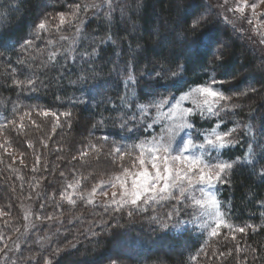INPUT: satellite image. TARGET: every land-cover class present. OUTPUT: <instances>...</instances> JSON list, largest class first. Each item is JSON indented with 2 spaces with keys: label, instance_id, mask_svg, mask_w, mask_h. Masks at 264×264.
<instances>
[{
  "label": "trees",
  "instance_id": "16d2710c",
  "mask_svg": "<svg viewBox=\"0 0 264 264\" xmlns=\"http://www.w3.org/2000/svg\"><path fill=\"white\" fill-rule=\"evenodd\" d=\"M43 1L0 0V53H3L0 55V123L15 120V125L8 123L7 127L13 126L10 128L13 135L21 134L28 146L27 141L30 140L25 139L27 131L37 140L34 134L43 132L45 126L48 130L50 116H39L43 109L71 111L75 113L72 119H76V122L66 129V124L62 123L53 132L51 140L55 145L49 144L43 168L35 169L34 163L26 162L24 173H18L20 166H13L15 172L11 167L0 164V177L9 175L6 185L13 190L12 198H6L10 205L5 207V213L0 212V234L3 236L0 248L7 245L5 252L0 253V264H12V261H16V264H42V259L45 261L48 256L52 258L50 264H111L120 261L127 264H238L237 245L243 246L240 252L243 259L239 262H245L246 258L245 264H264L262 53L251 48L215 13L209 12L205 0H112L116 10L112 12L111 21L106 19L105 11L96 12L87 21L74 59L58 56L54 64L41 67L49 51L62 50L69 43V40L59 41L60 34L42 33L41 39L34 43L35 49H43V52L21 50V43L32 38L30 34L41 17L52 12L57 1L60 2L46 0L43 7ZM85 2L63 0L60 11H66L68 5H83ZM121 8L125 9L124 16L120 14ZM201 14L204 19L193 31L191 21ZM201 35L214 39L211 46L190 47ZM48 39L57 41L58 49L47 46L44 41ZM86 52L90 55H83ZM129 70L136 77L134 87L127 82ZM171 72L178 75L172 77ZM32 75H35L38 83L35 91L13 83ZM212 79L217 81L214 85L216 88L232 96L230 105H239L221 114L224 121L221 130L234 127L236 123L241 125L234 133L239 143L223 150L221 158L227 161L240 158L242 161L249 144L256 153L252 164H234L227 173L226 182L217 186V195L225 217L232 225L238 228L257 226L255 231L250 229L240 233L227 229L226 234L207 237L199 226L183 215L182 219L188 223L177 228L170 226L161 229L149 220L155 214L152 209L135 212L130 218L125 212L114 213L111 208L90 207L86 199L77 196H73L75 204L61 197L62 191H66L72 181L68 175L58 178L53 173L58 165H53L55 155L61 151L57 144L62 145L64 137V143H68V153L76 159L72 158L73 162L69 161L68 165L63 166L75 174L78 165H92L93 161L91 152L83 159L78 156L79 152L73 153L77 147L79 151L86 147L79 146L82 141L78 140L79 136H85L81 134L92 133L135 142L137 136L143 137L145 133L141 131L125 139V133L119 129L118 116L121 112L129 116L138 114L136 104L148 103L161 96L177 97L189 88ZM93 85L101 87L94 90ZM122 97H126V101H122ZM124 102L132 107L124 109ZM33 107L37 108L33 110ZM30 109L31 119L25 117L24 129L19 125L17 128L19 116ZM101 119L104 120L103 127L98 124ZM29 120L36 123L32 124ZM191 121L196 126L191 130L195 142H203L201 132L219 122L217 118L209 121L199 115L193 116ZM50 125L53 128L54 124ZM244 125L252 126L255 142L246 135ZM18 142L23 143L21 139ZM30 142L36 145L34 141ZM0 160L5 165L9 161L3 156ZM49 173L54 178L52 184L47 180ZM41 176L44 177L42 181ZM15 180L25 184L29 181L26 185L31 193L28 199L27 192ZM54 188L55 193L49 192ZM32 190H35L33 194ZM0 193L8 196L1 189ZM22 201L24 204L20 205ZM12 202L18 205H12ZM28 204L33 209L35 225L32 231L24 235L25 216L22 208ZM164 211L159 207L156 209V213L163 214ZM48 216L53 219H46ZM101 220L107 221V224H101ZM47 228L50 229V236L41 239L39 234L47 232ZM233 233L235 239L229 236ZM16 237L20 239L19 248L15 247L9 252ZM75 239L79 241L74 247H62ZM219 249L225 250L219 253ZM192 256L197 258L192 260Z\"/></svg>",
  "mask_w": 264,
  "mask_h": 264
},
{
  "label": "snow or ice",
  "instance_id": "6c2138e0",
  "mask_svg": "<svg viewBox=\"0 0 264 264\" xmlns=\"http://www.w3.org/2000/svg\"><path fill=\"white\" fill-rule=\"evenodd\" d=\"M227 3V0H225ZM264 3V0H261ZM104 4L109 11L105 13L106 19L111 21L112 12L116 9L112 6V0H104ZM101 5L92 3L69 5L70 11L68 13L59 12L55 17L51 14L46 15L34 26V30L30 34L32 38L25 39L20 48L22 51L34 49L38 53L43 52V49H35V40L41 39L42 33H51L53 31L59 33L63 26L75 28L72 42L67 48L58 49V42L48 39L44 43L50 48H57L58 50L49 51L47 59L42 61L41 67H47L49 63H55L57 57L65 59H74V53L79 41L83 38L82 29L80 27L82 21L80 13H86L89 8H99ZM248 0H239L234 9L230 11H238L241 15L247 8ZM257 5L252 4L253 18L256 17ZM121 16H124L125 9H120ZM204 19V15L193 19L191 21V28L195 31L199 24ZM227 20V17H225ZM53 21H58L53 23ZM249 24L253 20H248ZM69 37L61 35L59 41H68ZM214 39L207 35H201L200 38L193 42L192 46L210 47ZM264 42V41H262ZM3 53H0L2 55ZM93 55L95 50H93ZM83 55H90L84 53ZM34 60L35 57H30ZM163 67V65L161 66ZM15 71V70H13ZM172 77L178 75L177 72L170 73ZM157 76L160 73H156ZM83 79V78H82ZM136 77L129 70L127 82L135 85ZM13 83L21 88H28L30 91H35L38 87L37 78L35 75L26 80H14ZM217 81L210 80L205 84L196 85L183 92L179 97L161 96L154 98L148 103L136 104L138 114L125 115L121 112L118 116L120 121L119 129L125 133V139L135 136L137 133L143 131V137L137 136L136 141L132 144L117 143L112 141L113 149L109 153L110 163L113 167L107 179L101 178L99 182L91 188V191L85 196L84 193L76 192L81 199H86L89 203H94V196L98 189H101L102 195L108 197L102 201L104 207L111 208L114 213L126 212L128 217H132L134 212H148L152 209L155 214L149 217V220L157 224L161 229H168L179 227L181 224H186L189 221L182 219V213L187 215L189 212L193 214V222L196 217H207L214 223L210 236H217L218 230L221 228L233 229V225L228 223L225 219V214L221 211V202L217 195V186L225 183L227 180V173H229L234 164L242 162L244 164H252L256 157V153L249 144L247 153L240 161V158L233 161L223 160L221 152L227 148L235 146L239 141L235 138L236 133L241 125L236 123L234 127L227 130H221L224 123L221 118L222 113L238 108L239 105L229 104L232 96L225 95L222 91L214 87ZM101 85H93V89L97 90ZM135 96V93L132 92ZM238 95V94H234ZM242 95V94H239ZM126 101V97L121 98ZM190 102L191 106L186 107L184 102ZM132 105L124 102L123 108L130 109ZM31 109L25 111L19 116V120L23 122L25 117L31 119ZM39 115L44 117L51 116L55 118L56 124L52 128V132L56 131L59 126L61 117L64 118L68 127H71V111H65L58 114L56 111L45 109L39 112ZM199 115L203 119L212 121V118H217L219 122L215 123L211 128L201 132L203 142L197 143L193 140L190 133L182 136L185 130L193 129L190 120L193 116ZM150 121V122H149ZM9 124L15 125V120L8 121ZM35 124V120H31ZM98 124L103 127L104 120L98 121ZM5 125L0 124V129ZM23 128V123L20 124ZM95 127V126H94ZM245 133L255 142V135L251 125H244ZM102 141H108V136L100 138ZM2 146V145H0ZM31 146V145H30ZM96 154H99L101 149L96 145H89ZM264 151V145L261 146ZM215 153V154H214ZM88 152H81V159L85 158ZM76 159V157H73ZM37 163L39 157L37 156ZM264 171V169H262ZM63 175V173H61ZM87 179V177H85ZM80 180L76 179L75 183H69L68 189H76L79 187ZM110 187L113 189L111 197L108 191L102 189ZM62 198L69 203L75 204L73 195L68 194L67 190L61 193ZM44 205H41L43 207ZM164 209L163 214L156 213L157 208ZM52 220L51 216L46 217ZM103 225L107 221L100 222ZM209 224H201V229H207ZM251 227L255 231V227L248 225L247 227L236 228V232L245 233L247 228ZM19 231V229H17ZM3 239L0 234V240ZM233 239L235 235L233 233ZM75 245H73L74 247ZM19 248V245L16 246ZM239 249V245L236 246ZM7 248V245H5ZM5 248H0V253L5 252ZM58 252L59 249H56ZM231 254V251L228 253ZM7 253H5V256ZM198 255V254H197ZM197 257L192 256L195 260ZM246 262V258H245ZM245 262H238V264H245ZM16 264V261H12ZM115 264V262H113Z\"/></svg>",
  "mask_w": 264,
  "mask_h": 264
},
{
  "label": "rangeland",
  "instance_id": "374dc122",
  "mask_svg": "<svg viewBox=\"0 0 264 264\" xmlns=\"http://www.w3.org/2000/svg\"><path fill=\"white\" fill-rule=\"evenodd\" d=\"M84 1H86L85 3H88V4L96 3V4H99L101 6L99 8H95V9L89 8L86 13L81 11V13L79 15H80V19L82 21V23L80 25L82 32L84 29V25L87 23V21L91 17H93V15L96 12H103V11H105V13L108 12L107 8L106 7L104 8V6H105L104 0H84ZM45 2H46V0H44L42 3L43 7H45ZM238 2H239V0H227V3H225V0H205V3H206L205 6L206 7L208 6L207 8H208L209 12L215 13V15H217L219 18H221V20H223L225 22V24L232 27L233 30L237 34L240 35V37L242 38V40L244 42H246L251 48L253 47V49L258 51L259 53L261 52L263 57H264V42H262V41H264V3H261V0H248L249 6L247 8H245V12L241 15L238 11H230V9H234L236 7ZM62 3H63V0H60V2L57 1V3L55 4L56 8L52 12L45 14V16L48 14H51V16L55 17L57 15V13H59V12L68 13L70 11L69 7L67 8L66 11H60L61 10L60 6ZM78 4H80V3H78ZM252 4L257 5V7L255 9V12L257 15L255 18H253V11L251 8ZM75 5L76 4H72L71 6H75ZM45 16L41 17V19H43ZM225 17H227V20H225ZM249 19L253 20L252 24L248 23ZM57 22L58 21H53V23H57ZM67 29H68L67 26H63L61 32L57 33L55 31H53L51 33H57V34L69 37V43H68V45H69L72 42V38H73L74 32H75V28H71L70 31ZM262 64H264V60L262 61ZM8 69H10V67H8ZM198 85H200V84H198ZM177 97H179V96H177ZM184 105L186 107L191 106L190 102H187V101L184 102ZM36 108L37 107H33L32 109L35 110ZM43 110H45V109H43ZM63 112H65V110H60L57 113L60 114ZM74 115H75V113L72 112L71 127H72V125H75V122H76V119H72ZM39 116L44 117L42 115H39ZM48 118H49V116H48ZM191 120H192V118H191ZM191 120H190V123H192ZM29 122L31 123L30 120H29ZM21 123H24V121L21 122L18 118L17 128H18V125L20 126ZM52 123L55 125L57 122H56L55 118L50 116V122H49L48 130H47V126H45L43 132L40 131L38 134H34V135H37V137H38L37 140L33 139L32 135L29 136L28 131H27L25 134V139L30 140V141H34L36 144V145H34L32 142L27 141V143L29 144L28 146H26V144H25L26 142L25 143L23 142V139H22L23 136L21 134H19L16 137L13 135V133L10 131V128L13 126L7 127L8 122L0 123L2 125H5V127L3 129H0V145H2V146H0V157H2V156L4 158L6 157L9 160L6 165L2 160H0V164L3 163V165L5 167H11V169H14L13 166H16V167L20 166L19 170L17 171L18 173L19 172L24 173L26 162L34 163L33 168H35V169H37V167L43 168L45 166V164H44L45 158H46L45 152L47 151L49 144L55 145V143L53 144V142L51 140V137L53 136V132H52V127L50 124H52ZM62 123L66 124L63 117H61V119H60L59 126H61ZM59 126H57L56 128H58ZM66 127H68L67 124L64 126V129H66ZM193 128L195 129L196 126H193ZM23 129H24V127H23ZM191 130L192 129L185 130V133H182L181 135L185 136L187 133L191 134ZM62 135H64V134H61V136ZM81 135H85V136H79L78 140H82L80 142L79 146L86 145V147H83V149L80 151L77 147V148H75L73 153L75 154V153L79 152L78 156L81 157L82 151L86 150L88 152V155H90V152H91L92 157H93L92 165L87 164V163H81L80 165H78L76 167L75 174L70 173V170L66 169L63 166V165H68L69 161L73 162V159H72L73 156L71 158V154L68 153V143H64L66 141V139L64 137V139L62 140L63 149H62V145L56 143L57 146L60 147L59 149H61V151H59L55 155L54 164L52 163L55 166L58 164L57 170L55 171L53 168H51V169H53V173L58 178H63L64 176L66 177V175H68V177L70 179H72L71 183H75L76 179L80 180V184H79L78 188H76V189H68L67 188L68 194H71V195L77 196V197H79V196L75 194L76 192L84 193L86 196L87 193L91 191V188L93 187V185L97 184L101 178L107 179L108 176L110 175L111 171L114 170L111 163H110V157H109V153L113 149L112 141H116L117 143L122 142V143H127V144H132L134 142L133 140L132 141L131 140H129V141L123 140L122 141L119 139H112L110 137H109L108 141H102L100 138L103 137V135H93L92 133L81 134ZM191 137H194V135L191 134ZM20 139L23 143L18 142ZM193 140H194V138H193ZM197 143H200V142H197ZM90 144L96 145V147L100 148L101 149L100 153L96 154L94 152V150L89 147ZM37 156L39 157V163H37ZM65 162H66V164H64ZM3 165H1V166H3ZM89 166H91V169H89ZM32 170H34V169H32ZM14 171L16 172L15 169H14ZM18 173H15V176H18ZM61 173H63L64 176L61 175ZM30 174H33V172H30ZM8 177H9V175L8 176L2 175L0 177V189L2 191H4L5 193H8V196H3L2 193H0V212H2V213H5V207L10 205L9 201H7L8 199L6 200V198L10 197L9 198V200H10L13 196L12 195L13 190L11 189V187L6 185V183H7L6 181L9 180ZM85 177H87V179H85ZM43 179H44V177L41 176L40 181H42ZM47 180L49 181L50 184L53 183L54 178H52L51 173H49ZM16 182L20 183L21 189H24L25 192H27L26 199H28L31 193L27 189L26 185L29 184V181L26 184L23 181L17 180ZM36 187L37 186H34L33 188H36ZM28 188H30L29 185H28ZM102 189L104 191H108L109 197H111V193H112L113 189H111L110 187H104V186H102ZM34 191L35 190H32V194L34 193ZM55 191H56V188H54L53 190H51L49 192L55 193ZM64 192L62 191V193H64ZM56 194H57V192H56ZM1 198H2V201H1ZM106 199H108V197H104L102 195L101 189H98L95 196H94V201H96V202L89 203L87 200L86 201L88 203V206H90V207L101 206V207L105 208L104 205L100 202L105 201ZM22 204H24L23 201L20 205H22ZM12 205L16 206L18 204H15V202H12ZM222 208L223 207L221 205V211L223 212ZM107 209H110V208H107ZM32 210L33 209L30 208V204H28L27 206L25 205L22 208L23 216H25V221H23L24 226L22 228V232H24V235L26 234V232L32 231L33 227L35 225V222H34V219L32 216V214H33ZM125 214H126V212H125ZM182 215L187 220H191V222L194 219L193 214L191 212H189L187 215L182 213ZM225 219H226V217H225ZM91 221L92 220H90L89 222H91ZM101 221H104V220H101ZM227 222L231 223L229 220H227ZM192 223L199 226V227L201 224H205V223L209 224L210 227H208L207 229H202L205 232V234L207 235V237L210 236L208 233L211 231V227L215 226L211 220H209L207 217H203V216L196 217L194 222H192ZM236 228H238V227L234 224L233 229L235 230ZM256 228H258V227L256 226L255 229ZM227 229L228 228L219 229L218 235L221 236L223 234H226L227 231H225V230H227ZM250 229H252V228H247V230H250ZM49 230L50 229H48L47 232L40 233L39 237L41 239H43V237H47V236L49 237L50 236V235H48V233L50 232ZM229 236H233V235H229ZM78 241H79V239H75L72 242L69 241L70 243L68 242V244L67 243L63 244L62 247L67 248L68 246H72V245L77 244ZM12 243H14V245H12L10 247L9 252H11L17 245H19L20 239H18L16 237ZM242 247H239V250H237V252H238L237 257H238L239 261H241V259H243V257L240 258V252L243 249ZM127 250L131 251V249H129V248ZM220 250H225V249H219L218 250L219 253H220ZM114 251L116 252V250H114ZM42 261H43L42 264H50V263H52V258L50 256H48L45 259V261L43 259H42ZM111 264H113V262ZM115 264H127V262L120 261V262H115Z\"/></svg>",
  "mask_w": 264,
  "mask_h": 264
}]
</instances>
